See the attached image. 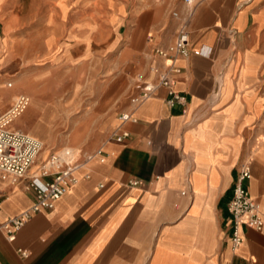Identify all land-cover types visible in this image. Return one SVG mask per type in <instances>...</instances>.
<instances>
[{
	"label": "crops",
	"instance_id": "0c3cea01",
	"mask_svg": "<svg viewBox=\"0 0 264 264\" xmlns=\"http://www.w3.org/2000/svg\"><path fill=\"white\" fill-rule=\"evenodd\" d=\"M42 2V18L51 21L46 26L77 31L69 42L48 36L50 51L85 58L88 28L102 27L104 21L129 27L124 35L118 29L116 37L129 65L98 90L93 108L99 114L75 119L71 139L77 143L62 146L75 151L102 146L104 161L87 162L53 208L34 212L13 240L0 229V264H264V225L244 226L243 241L232 248L227 208L240 165L251 158V176L244 184L264 210V0L198 3L189 26L190 47L205 45L211 51L175 59L181 67L175 88L187 96L184 112L166 102L163 86L137 105L130 101L144 80L154 79L149 65L169 62L142 52L173 41L177 19L170 12L169 19L162 18L154 0L106 9L102 0ZM36 88L27 90L33 94ZM18 93L28 94L14 93L5 108ZM41 93L37 101L43 97L53 111L46 116L48 130L40 136L29 132L26 123L35 117L31 110L23 111L12 127L47 140L58 108ZM123 110L136 119L121 123ZM96 116L98 130L79 144L86 138L87 121ZM116 128L129 135L116 140L111 135ZM53 150L41 151L40 158ZM131 178L140 182L129 185ZM25 181L0 178V222L32 204L33 191Z\"/></svg>",
	"mask_w": 264,
	"mask_h": 264
},
{
	"label": "rangeland",
	"instance_id": "374dc122",
	"mask_svg": "<svg viewBox=\"0 0 264 264\" xmlns=\"http://www.w3.org/2000/svg\"><path fill=\"white\" fill-rule=\"evenodd\" d=\"M121 2H127V7H130L134 2L140 5L149 0H102V9ZM154 3L161 8L165 19L170 18L173 6H179V0H154ZM44 6L42 0H0V91L4 90L1 108L9 104L14 93L28 92L31 104L25 113L34 111L35 117L26 124L30 133L40 136L48 130L49 119L46 116L53 111L43 97L38 102L36 96L42 95L43 91L45 98L54 102L58 113L50 122L49 137L41 139L43 155L63 145L77 143L71 139L77 124L75 119L93 112L99 114L93 108L98 102V90L109 86L129 65L125 55L119 54L122 42H117L116 38L118 29L124 35L129 27L118 28L104 21L102 27L88 28L90 53L85 58L72 59L61 55L62 52L56 54L55 49L50 51L45 43L48 36L69 42L70 36L77 31L68 26H46L51 21L42 18ZM148 52L142 53L147 56ZM30 87L38 88L30 94L27 90ZM98 126L97 116L88 120L84 132L86 138L79 144L89 140Z\"/></svg>",
	"mask_w": 264,
	"mask_h": 264
},
{
	"label": "built area",
	"instance_id": "2783aa9c",
	"mask_svg": "<svg viewBox=\"0 0 264 264\" xmlns=\"http://www.w3.org/2000/svg\"><path fill=\"white\" fill-rule=\"evenodd\" d=\"M200 0H182L180 9H171L170 14L177 19L175 37L166 46H152L148 52L151 57L168 59L165 65L150 64L148 69L154 74V79L144 80L140 90L130 98L133 105H137L150 97L154 91L163 86L166 88V102L173 106L179 104L182 111L186 110L187 96L175 88V75L181 67L175 63L180 56L190 54L208 55L210 46L190 47V21ZM11 82H8L10 85ZM29 104L26 93H18L13 97L11 104L0 112V178L17 182L25 178L24 187L33 191L32 204L19 213L7 217L0 222V229L6 234L7 240H13L15 232L42 208H53L56 200L79 179L77 171L92 159L102 162L105 152L102 146L92 151H75L66 146L53 150L45 158H40L44 143L41 139L12 127V122L24 111ZM118 117L123 123L126 120H135L131 110L119 112ZM116 140H122L129 135V131L117 128L111 132ZM80 153L79 159H74ZM251 158L245 159L238 170L232 195L228 201L229 221L231 227V246L236 248L244 239L243 227L248 226L260 229L264 225V210L259 201L250 193L244 181L251 176ZM85 177L89 172L84 173ZM140 182L137 178L128 180L129 185ZM101 185V184H100ZM22 256L27 252L17 248Z\"/></svg>",
	"mask_w": 264,
	"mask_h": 264
},
{
	"label": "bare ground",
	"instance_id": "6f19581e",
	"mask_svg": "<svg viewBox=\"0 0 264 264\" xmlns=\"http://www.w3.org/2000/svg\"><path fill=\"white\" fill-rule=\"evenodd\" d=\"M29 96V104L27 105L26 109L24 110L25 112L27 111V109L29 108L30 104H31V96L28 94ZM24 112V113H25ZM19 119V116L16 118V121Z\"/></svg>",
	"mask_w": 264,
	"mask_h": 264
}]
</instances>
